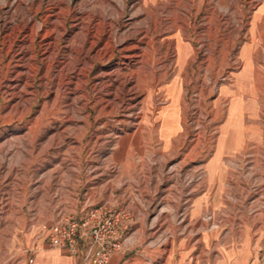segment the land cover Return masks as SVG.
<instances>
[{
	"label": "rangeland",
	"instance_id": "rangeland-1",
	"mask_svg": "<svg viewBox=\"0 0 264 264\" xmlns=\"http://www.w3.org/2000/svg\"><path fill=\"white\" fill-rule=\"evenodd\" d=\"M99 205L123 264L264 232V0H0V264Z\"/></svg>",
	"mask_w": 264,
	"mask_h": 264
},
{
	"label": "crops",
	"instance_id": "crops-1",
	"mask_svg": "<svg viewBox=\"0 0 264 264\" xmlns=\"http://www.w3.org/2000/svg\"><path fill=\"white\" fill-rule=\"evenodd\" d=\"M199 201L200 199L195 198L189 209V216H201ZM243 222L232 226L229 240L212 242V251H203L200 238L190 239L189 242L180 244L178 256L173 257L167 253L161 259V264H264V232L259 230L262 226ZM123 249L113 251L106 264H123ZM169 250L171 252L172 249ZM70 261L72 264L88 263L80 255L70 258Z\"/></svg>",
	"mask_w": 264,
	"mask_h": 264
},
{
	"label": "built area",
	"instance_id": "built-area-1",
	"mask_svg": "<svg viewBox=\"0 0 264 264\" xmlns=\"http://www.w3.org/2000/svg\"><path fill=\"white\" fill-rule=\"evenodd\" d=\"M116 216L112 217L102 205L92 208L80 218L64 216L50 226L48 240L52 245L76 255L80 241L89 236V249L93 248L96 253L93 264H105L112 249L118 246L115 241L118 229Z\"/></svg>",
	"mask_w": 264,
	"mask_h": 264
}]
</instances>
